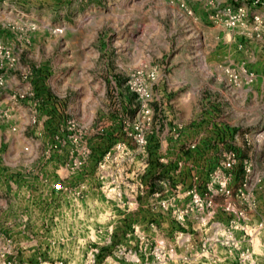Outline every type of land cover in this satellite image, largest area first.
Segmentation results:
<instances>
[{
  "label": "rangeland",
  "instance_id": "374dc122",
  "mask_svg": "<svg viewBox=\"0 0 264 264\" xmlns=\"http://www.w3.org/2000/svg\"><path fill=\"white\" fill-rule=\"evenodd\" d=\"M234 2L0 0V44L19 60L0 88V159L11 154V138L13 155L22 144L29 151L21 125L27 117L11 107L33 101L29 117L38 125L47 102L60 110L49 117L56 126L44 154H59L54 167L63 168L44 177L47 196L39 179L27 187L12 171L7 189L0 174V262L264 264V143L254 138L264 128V29L261 37L246 27L227 40L220 35L225 27L216 15ZM221 66L239 73V85ZM155 67L153 119L141 151L127 133L140 102L126 82ZM73 76L82 88L66 84ZM28 86L30 98L10 96ZM70 117L86 130L75 155L83 145L90 149L76 170L75 145L55 138H66ZM230 149L240 162L229 186L241 183L246 158L262 178L250 190L251 203L220 190L216 174ZM194 193L204 206L184 213ZM48 203L59 211L46 210Z\"/></svg>",
  "mask_w": 264,
  "mask_h": 264
},
{
  "label": "built area",
  "instance_id": "2783aa9c",
  "mask_svg": "<svg viewBox=\"0 0 264 264\" xmlns=\"http://www.w3.org/2000/svg\"><path fill=\"white\" fill-rule=\"evenodd\" d=\"M264 9V0H237L232 4L226 6V8L216 15V19L221 23L225 29H227L232 35L241 28L246 27V31L251 37H261L264 29V15L262 10ZM239 29V30H238ZM60 32V29L57 30ZM18 57L15 52L8 46L0 44V88L7 86V70L13 69L18 66ZM224 73L228 77L231 83L239 85L240 77L239 73L231 68L221 66ZM24 79H30V72L26 71L24 73ZM159 78V71L155 67L153 69H139L135 71L127 79V86L129 90L136 94L138 101L140 102V112L138 118L131 125L132 127L128 129L127 133L136 141L138 147L141 151H144L148 145V126L151 124L153 119V110L151 103L154 100L153 86ZM33 90L28 86L24 90L12 91L10 96L15 100L28 99L33 96ZM2 111L0 110V117ZM38 119L33 118V122L36 123ZM179 128H182L179 126ZM63 132L66 133V138H64L59 132L55 135L56 141L58 143H71L73 146L72 152H76V147H80V142L84 138V133L86 132L80 123L73 117L68 118L62 128ZM67 131V132H66ZM178 134V133H177ZM255 140L258 143H264V128L255 135ZM125 146V145H124ZM88 145H83L79 150L78 155L73 154L74 159L72 160L71 168L76 170L81 167L90 154V149ZM122 145H120V148ZM189 147L194 148L195 144H190ZM124 148V147H123ZM58 149V148H56ZM108 159V155L104 161ZM240 157L235 149H230L226 151L224 159L222 161V166L217 172V179L221 183V191H224L228 196L235 195L241 202L251 203L250 190L253 189L254 185H257L262 181L261 177L254 174L253 163L247 158L243 160V178L241 183L233 188L229 186L231 179L234 177V171L239 166ZM216 179V177H215ZM214 183V182H212ZM192 204H189L183 212L186 213L194 206L203 207L204 201L200 194L194 193ZM211 203V202H210ZM263 226L260 224L259 227ZM0 264H18L13 260L4 258Z\"/></svg>",
  "mask_w": 264,
  "mask_h": 264
},
{
  "label": "crops",
  "instance_id": "0c3cea01",
  "mask_svg": "<svg viewBox=\"0 0 264 264\" xmlns=\"http://www.w3.org/2000/svg\"><path fill=\"white\" fill-rule=\"evenodd\" d=\"M221 29V28H220ZM224 31V32H222ZM219 32L220 35L223 34L224 38L229 39V35L231 34L230 32H226V30L223 28V30L221 29ZM218 36V34H217ZM218 39L221 40V37L218 36ZM230 65H234L233 63H235V57L233 59H229ZM71 69V67H70ZM75 76L73 77H67L66 80L67 83L66 84H74L79 86V88H82L80 86V83H74L73 81L75 80ZM43 95H45V93L43 92ZM82 95V94H81ZM79 94V97L81 96ZM84 100V99H81ZM31 102L33 101H23L21 103H18L17 105H14L11 103V101L8 99V103H11L12 105H14L11 108L17 107L18 109H20L21 112H23L26 115V120L24 122H22V126H26L27 128V132L24 133V142L27 143V145L29 146L28 149L29 151H24V147L23 144L21 145V147L19 148L18 152H16V154L13 155V153H15L12 149H11V145L14 142V138H11L10 142H9V148H10V155L7 156L2 155L3 158L0 159V174L4 175L5 179L7 180V184L5 185L4 183V187L9 189L8 187H11L10 185L12 184V181L9 179V177L12 176L11 172L12 171H17L19 172L21 175L16 178V179H20L21 180V185L25 184L27 185V187L29 185H33V182L36 179H39L42 183L44 182V177L48 178L50 177H55V174L58 172L59 174L61 172H63V168L62 169H55L54 166H60L61 164H56L58 161H60V155L59 154H55L53 156L52 159L49 160V158H47L44 154V151L46 149V145L48 142H46L48 140L47 137L51 136V134L53 133V129L55 128L56 124L53 122V119L49 118L53 116H56L58 113V109L57 108H53V106H49L47 105V102L45 103L46 105V113L48 116L46 117V121H45V114L43 113H39L40 117H41V122L38 125H33L30 121V117H29V111L32 109L31 106ZM30 105V106H29ZM86 105V103L84 104ZM10 107V106H9ZM10 108V109H11ZM44 121V122H42ZM28 128H30L28 130ZM36 136V137H35ZM101 147V145H100ZM67 149L69 150V147H67ZM8 151V150H7ZM11 155H13V157H11ZM87 169H84L80 174L85 176ZM62 175V174H61ZM40 177V178H37ZM72 177V176H71ZM71 177L69 176L68 178H70L69 181H75V177L71 180ZM50 179V178H49ZM44 184V185H43ZM41 184L44 188L43 191L44 196L47 195H51L49 192V184L47 183H43ZM47 186V187H46ZM43 206L45 207L46 210L49 211H54V209L56 211H59V205L56 206L54 204H43ZM43 241H48L47 237H44L42 239Z\"/></svg>",
  "mask_w": 264,
  "mask_h": 264
}]
</instances>
